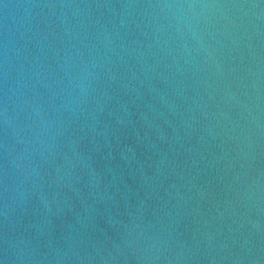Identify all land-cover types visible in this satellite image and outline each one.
I'll list each match as a JSON object with an SVG mask.
<instances>
[{"label": "water", "instance_id": "obj_1", "mask_svg": "<svg viewBox=\"0 0 264 264\" xmlns=\"http://www.w3.org/2000/svg\"><path fill=\"white\" fill-rule=\"evenodd\" d=\"M0 264H264V0H0Z\"/></svg>", "mask_w": 264, "mask_h": 264}]
</instances>
